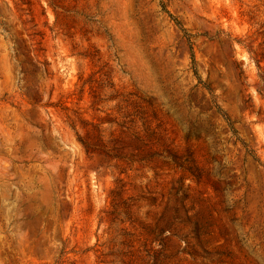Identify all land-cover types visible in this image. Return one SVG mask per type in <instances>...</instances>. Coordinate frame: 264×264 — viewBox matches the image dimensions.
Here are the masks:
<instances>
[{
  "label": "rangeland",
  "instance_id": "1",
  "mask_svg": "<svg viewBox=\"0 0 264 264\" xmlns=\"http://www.w3.org/2000/svg\"><path fill=\"white\" fill-rule=\"evenodd\" d=\"M0 264H264V0H0Z\"/></svg>",
  "mask_w": 264,
  "mask_h": 264
},
{
  "label": "trees",
  "instance_id": "2",
  "mask_svg": "<svg viewBox=\"0 0 264 264\" xmlns=\"http://www.w3.org/2000/svg\"><path fill=\"white\" fill-rule=\"evenodd\" d=\"M194 56H195V55H194ZM194 61H195V58H194ZM195 71H196V73H197V70H195ZM222 111H223V110H222L221 108H218V112H219V113L225 118V120L228 122L229 127L231 128V130L233 131V133L236 134L237 132H236V129L234 128V126H233V124H232L231 119H230L228 116H226V114H224ZM257 160H258V159H257ZM258 161H260V159H259ZM193 173H194V175H195L197 178H201V177L204 175V170L201 169V168H198L197 172H193Z\"/></svg>",
  "mask_w": 264,
  "mask_h": 264
}]
</instances>
